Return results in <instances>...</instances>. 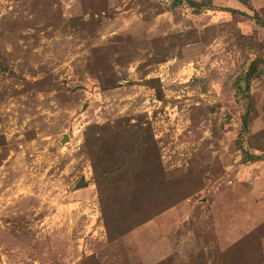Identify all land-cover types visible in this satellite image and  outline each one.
Here are the masks:
<instances>
[{"label": "rangeland", "instance_id": "obj_1", "mask_svg": "<svg viewBox=\"0 0 264 264\" xmlns=\"http://www.w3.org/2000/svg\"><path fill=\"white\" fill-rule=\"evenodd\" d=\"M0 264H264V0H0Z\"/></svg>", "mask_w": 264, "mask_h": 264}, {"label": "trees", "instance_id": "obj_2", "mask_svg": "<svg viewBox=\"0 0 264 264\" xmlns=\"http://www.w3.org/2000/svg\"><path fill=\"white\" fill-rule=\"evenodd\" d=\"M252 71H253V69L250 72H252ZM249 76H250V73H249ZM140 147L142 148V145ZM156 161L158 162V160H156ZM144 168H145V170H152V168H147L146 166ZM145 170H141V171H143V173H145V174H147L149 176L151 175V173L154 175V177H153V182L154 183H159L160 181H161V183L164 182V178L162 177V173H161L162 171H161L160 167L155 166L152 171H145ZM156 178H158L160 181H155ZM158 187H159V189L162 188L160 184L158 185ZM143 190H144L143 187L142 188H139V190L136 187L135 188L134 187H130L131 193H129V197L137 196L139 193H141L140 191H143ZM161 191H163V188H162ZM151 205L154 206V208L157 209V211L155 213L161 211L165 207V203H162L160 201V199H155V201L152 202ZM161 205H163V207H161ZM102 213H103V216H104L105 226L109 230L110 226L108 224V219H107L106 211L103 210ZM144 221H145V219L138 220L137 223H135L134 225L129 226L128 228L125 227L124 229H118V231H115V232H117V234L121 236V235L127 233L128 231H130L133 227H135V226L143 223Z\"/></svg>", "mask_w": 264, "mask_h": 264}, {"label": "water", "instance_id": "obj_3", "mask_svg": "<svg viewBox=\"0 0 264 264\" xmlns=\"http://www.w3.org/2000/svg\"><path fill=\"white\" fill-rule=\"evenodd\" d=\"M68 140V137L67 136H65L64 137V139H63V141L64 142H66ZM78 187H86V183H85V181L84 180H81L80 182H79V184H78Z\"/></svg>", "mask_w": 264, "mask_h": 264}]
</instances>
